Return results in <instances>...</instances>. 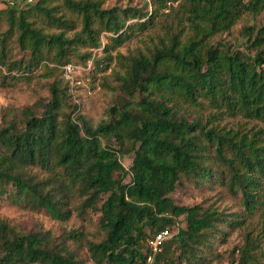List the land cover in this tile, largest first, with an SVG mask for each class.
I'll use <instances>...</instances> for the list:
<instances>
[{
  "label": "trees",
  "instance_id": "trees-1",
  "mask_svg": "<svg viewBox=\"0 0 264 264\" xmlns=\"http://www.w3.org/2000/svg\"><path fill=\"white\" fill-rule=\"evenodd\" d=\"M5 1L6 33L16 28L19 47L29 53L27 59L6 63L17 71L14 78L35 75L39 66L50 73L56 65L48 60L58 65L81 56L103 70L115 58L128 96L93 126L70 101L67 85L53 79L40 110L25 106L19 113H3L0 200L41 206L60 219L73 209L100 211L104 236L87 241L96 264H147L148 239L163 227L171 229L181 215L185 224L164 240L153 261L204 264V248L226 217L215 208L175 203L170 193L181 175L202 181L215 175L238 195L245 216L260 209L264 220V24L246 27L253 54L216 39L244 13L264 12V0H152L151 10L104 7L103 0H62L81 24L71 34L66 30L76 27L75 17L59 12L58 4L22 0L33 3L19 7L16 0ZM35 11L60 29L36 25L29 18ZM146 29L157 38L148 52L112 54ZM102 32L111 33L106 42ZM100 46L102 54L94 56L93 48ZM236 115L261 125L223 122ZM130 152L126 168L120 156ZM211 161L218 166L213 169ZM35 166L44 174L33 171ZM75 195L83 197L79 203ZM68 236L76 239L82 233L73 229ZM171 242L177 253L170 250ZM252 245L246 241L233 264H261ZM34 262L82 264L67 245L53 243L48 232H18L0 217V264Z\"/></svg>",
  "mask_w": 264,
  "mask_h": 264
},
{
  "label": "rangeland",
  "instance_id": "rangeland-1",
  "mask_svg": "<svg viewBox=\"0 0 264 264\" xmlns=\"http://www.w3.org/2000/svg\"><path fill=\"white\" fill-rule=\"evenodd\" d=\"M33 1L29 3H33ZM16 3L19 7L29 5L22 0H16ZM48 3L58 4L59 12L63 11L70 17H75L76 27L66 30V34H71L80 28L79 17L70 13L63 5L62 0H48ZM6 4L5 0H0V59L5 61V63L0 62V122L3 113H19L21 108L25 106L40 110L42 108L41 103L45 102L50 95V83L53 79H58L62 85H67L70 101L78 104V111L85 116L91 125L96 126L101 121L108 119L110 107L118 104L122 97L127 98L128 96L116 73V71L123 73V68L117 60L113 58L108 67L103 70H97L92 59L83 60L81 56H73L70 62L58 65L48 60L49 66L56 65V69L50 73L39 66L34 70L35 75H24L19 79L14 78L12 75L13 73L16 74L17 71L9 70L6 63L12 60L27 59L29 53L19 47L16 28L6 33L9 24ZM115 4L120 7L136 6L143 10H151L153 7L152 0H103L102 6L109 7ZM162 9L168 10L166 7ZM32 13L29 18L33 19L36 25H41L49 31L60 29L56 25L49 24L41 13L37 11ZM133 20L135 18L129 21ZM262 24H264L263 11L255 15L244 13L230 31L220 33L216 39L229 47H239L242 51L253 54L256 49L247 40L246 27L248 25L259 27ZM107 34L110 35L111 33H101L103 42H106ZM3 36L5 39L1 41ZM155 41L157 38L152 29L136 31L111 52L113 55L117 51L124 54L139 50L148 52ZM86 49V47H80L81 51ZM102 52V46L93 48L94 56H98ZM204 111L207 112L208 110L204 109ZM238 121L245 127L257 128L258 125H261L254 119H245L240 115L226 117L223 120L228 124ZM132 156V152L120 156L126 168L130 165ZM210 165L213 169L218 166L214 161H211ZM32 170L39 175L44 174L36 166L32 167ZM129 178L130 176L126 175L124 180L128 181ZM170 195L175 203L200 204L202 207L215 208L226 217L220 222L221 224L211 237V244L204 248V253L207 255V258L203 259L204 264L235 263L239 259L240 249L246 241H253L252 252L257 256L259 262L264 264V220L261 210L257 209L251 216H245L238 195L233 194L224 184L220 183L215 175L204 181L181 175ZM82 198V196L75 195L74 203H79ZM99 215L100 211L90 208L84 212L73 209L67 218L60 219L51 216L41 206L15 203L6 198L0 200V217L12 225L16 231L48 232L53 243L58 246L67 245L69 249L74 251L82 264H96L89 255L87 241L99 240L104 236V231L99 225ZM184 224L185 218L181 215L175 218L174 224L170 227L173 232H176L178 227ZM73 229L81 231L82 236L76 239L70 238L68 232ZM169 248L175 253L179 251L176 242L169 243ZM32 264L40 263L34 262ZM177 264H186V262L181 261Z\"/></svg>",
  "mask_w": 264,
  "mask_h": 264
},
{
  "label": "built area",
  "instance_id": "built-area-1",
  "mask_svg": "<svg viewBox=\"0 0 264 264\" xmlns=\"http://www.w3.org/2000/svg\"><path fill=\"white\" fill-rule=\"evenodd\" d=\"M173 231L168 227H163L157 230L149 239L148 244L151 249V253L147 256V264H162L153 261V254L160 251L163 247L164 240L171 236Z\"/></svg>",
  "mask_w": 264,
  "mask_h": 264
}]
</instances>
